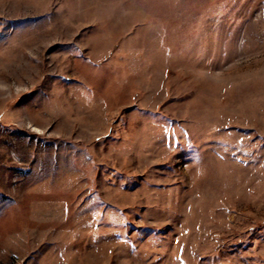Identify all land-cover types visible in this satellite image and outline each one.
<instances>
[{
	"label": "rangeland",
	"instance_id": "374dc122",
	"mask_svg": "<svg viewBox=\"0 0 264 264\" xmlns=\"http://www.w3.org/2000/svg\"><path fill=\"white\" fill-rule=\"evenodd\" d=\"M0 264H264V0H0Z\"/></svg>",
	"mask_w": 264,
	"mask_h": 264
}]
</instances>
